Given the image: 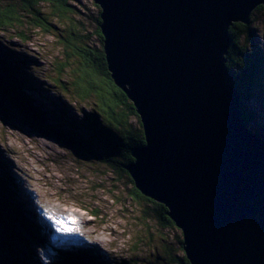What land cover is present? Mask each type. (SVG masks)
Masks as SVG:
<instances>
[{"label": "water", "instance_id": "95a60500", "mask_svg": "<svg viewBox=\"0 0 264 264\" xmlns=\"http://www.w3.org/2000/svg\"><path fill=\"white\" fill-rule=\"evenodd\" d=\"M93 1L108 70L144 127L126 166L136 188L167 207L190 264H264V141L227 59L230 29L264 0Z\"/></svg>", "mask_w": 264, "mask_h": 264}, {"label": "rangeland", "instance_id": "374dc122", "mask_svg": "<svg viewBox=\"0 0 264 264\" xmlns=\"http://www.w3.org/2000/svg\"><path fill=\"white\" fill-rule=\"evenodd\" d=\"M25 3L26 0H0L2 7H17L20 16L27 15L21 10ZM69 5L74 8L70 15L74 24L79 23V31L89 37L88 45L92 50L100 49L102 43L97 31L101 8L93 0H72ZM37 7L53 26L65 29L53 16L48 3L41 2ZM248 26L250 33L241 35L239 46L260 54L264 71V9L255 10ZM44 29L36 27L31 18L21 19L17 27H0V58L15 62L22 76L32 78L22 94L48 117L47 120L44 116L32 118L0 95L2 174L12 182L16 202L27 219L37 225L45 238L35 239L31 232L20 228L29 241L28 245L14 241L16 254L22 260L19 264H57L61 261V255L56 253L58 249L74 251L86 264H167L170 253L183 256L185 244L182 246L177 240V237L184 240L182 231L162 229L155 219L146 217L148 206L135 199V184L131 183L133 179L127 170L115 174L107 163L77 154L65 141L55 137L51 129L56 118L65 130L73 124L80 129L79 123H84L94 105L90 100L74 102L55 83L63 64L69 62L73 67L64 68L61 78L68 71L72 76L73 68H78L82 59H69L58 42V35ZM234 73L244 82L242 70ZM241 89L246 93L252 88L243 84ZM253 92L250 99H242V107L253 117L249 127L264 137V81L261 90ZM131 123L133 128L140 127L135 117ZM78 132L88 141L87 131ZM65 209L82 215L83 220L76 222L73 216H64ZM67 226L82 235H61L60 231H66ZM2 228L0 264H16L11 253L13 247L1 233ZM98 239L103 242L98 243Z\"/></svg>", "mask_w": 264, "mask_h": 264}, {"label": "trees", "instance_id": "16d2710c", "mask_svg": "<svg viewBox=\"0 0 264 264\" xmlns=\"http://www.w3.org/2000/svg\"><path fill=\"white\" fill-rule=\"evenodd\" d=\"M71 1L26 0V3L21 5V10L27 13V15L23 16H20L21 14L17 10V7L14 8L11 5L6 7L0 6V27H17L21 25V19L31 18L36 27L45 28L44 31L53 32L58 35V42L61 44L64 53L67 54L69 59L76 57L82 59H78V61L80 60V65L78 68H73L72 76H69L70 71H68L69 73L66 72L65 76L61 78V75L65 72L64 68L73 67L69 62L63 64L58 69V77L54 81L61 90L69 94V99L74 100V102H87L90 100L94 105V110L85 117L84 123H79V125H82L80 129H76L79 126L73 124L67 128L68 130H65L58 124V118H56V125L51 130L57 139L65 141L76 153L78 152L79 154L89 155L97 160H102L111 167L115 174L127 173L126 166L134 161L132 152L146 145L144 127L134 104L124 91L115 84L108 70L103 49L104 39L100 28L97 34L101 40L102 47L92 50L88 45L89 37L82 35L79 31L80 24L75 25L74 19L70 16L74 12V8L69 5ZM41 2L48 3L52 7L53 16L64 26V30L57 29L40 12L37 6ZM261 9H264V7L261 6L257 10ZM98 21L101 25V17ZM249 31L250 26L248 25L242 23L233 25L230 29L233 43L227 56L228 67L236 78L242 99H250L251 96H254L253 91L259 92L264 81V71L260 65L262 56L258 53L248 51V47L242 48L239 46V38H241L242 34L248 36ZM0 63L2 65V69L0 68V94L12 101L17 100L21 108L33 117L40 118L44 116L47 120L48 117L44 115V112L35 107L33 102L22 94V89L30 84L27 82H32V78L22 76L21 74L23 73L15 62L11 63L8 60H2L0 58ZM236 70L243 71L241 76L244 78V82L234 73ZM68 76L69 79L65 80L64 78ZM243 84L246 87L251 86L252 89H248V92L242 93L241 87ZM243 111L249 127V124L253 121V117L245 109ZM133 117L138 119L139 128H133L131 123ZM78 130L80 132L82 130L88 132V141L82 139ZM249 130L264 141V137L258 131L250 127ZM2 173L3 171L0 165V226L3 227L1 233L4 234L7 243L12 245V257L16 264H19L22 260L16 254L15 248L17 245L14 241L20 240L24 245H28L29 241L20 232V228L26 230V232H31L35 239L44 240L45 238H42L44 237L42 232V236L38 232L37 225L27 219L24 210L16 202L11 186L12 182ZM131 183L135 184L133 180ZM134 193L137 201H143L149 207L145 210L147 218L151 217L155 219L157 221L156 224L162 229H177L175 223L168 216L169 211L166 206L144 196L136 186ZM177 240L183 246L184 241L178 237ZM56 251L57 255H61V261L57 264H86L74 251L66 252L62 249ZM87 264L91 263L88 262ZM167 264H190V262L185 253L180 257L176 253H170Z\"/></svg>", "mask_w": 264, "mask_h": 264}, {"label": "bare ground", "instance_id": "6f19581e", "mask_svg": "<svg viewBox=\"0 0 264 264\" xmlns=\"http://www.w3.org/2000/svg\"><path fill=\"white\" fill-rule=\"evenodd\" d=\"M260 139H261V138H260ZM261 140H262V139H261ZM99 144H100V143H99ZM5 170H6V169H5ZM6 173H7L8 175H10L9 172L6 171ZM17 181H18V180H17ZM36 198L39 199L38 196H36ZM62 212H63V211H62ZM66 214H67L68 216H73V218H74V220H75L76 222H79L80 219L83 220L82 215H80V214L78 215L77 213H75V212H73V211H70V210L65 209V211L63 212V215L66 216ZM64 223H65V222H64ZM67 223H68L69 225H73V224H74L73 222H68V221H67ZM60 232H61V235H64V236H69V235H72V234H75V235H82L81 233H79V232H77V231H73V230H71V226H67V230H66V231H60ZM76 239H78V238H75V240H76ZM70 240H72V239H70ZM97 242H98V243H102L103 240L98 239Z\"/></svg>", "mask_w": 264, "mask_h": 264}]
</instances>
